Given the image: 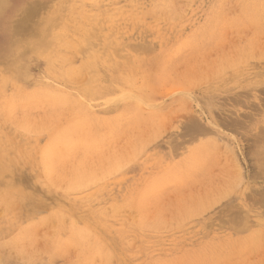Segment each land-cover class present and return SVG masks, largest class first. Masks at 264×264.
<instances>
[{"label":"rangeland","instance_id":"1","mask_svg":"<svg viewBox=\"0 0 264 264\" xmlns=\"http://www.w3.org/2000/svg\"><path fill=\"white\" fill-rule=\"evenodd\" d=\"M263 124L264 0H6L0 264H264Z\"/></svg>","mask_w":264,"mask_h":264},{"label":"bare ground","instance_id":"2","mask_svg":"<svg viewBox=\"0 0 264 264\" xmlns=\"http://www.w3.org/2000/svg\"><path fill=\"white\" fill-rule=\"evenodd\" d=\"M254 2V1H253ZM25 3V2H24ZM56 3V2H55ZM162 4V3H161ZM5 5H6V0H0V13H1V11L3 10V8L5 7ZM26 5V4H25ZM24 5V6H25ZM52 5H55V4H52ZM231 5V4H230ZM37 7V6H36ZM35 7V8H36ZM40 7H41V5H40ZM53 8H54V6H52ZM52 7H51V10H52ZM56 7V6H55ZM153 7H155L154 5H153ZM257 7V6H256ZM45 8H47V7H45ZM163 8V7H162ZM244 8V7H243ZM41 9V8H40ZM23 11H21V12H18L17 14H19V13H21L23 16H21V20H20V22L22 21V20H27V18L28 17H30V15H32V13H33V11H34V4H32V3H30L27 7H25L24 9H22ZM43 10V9H42ZM35 11H37V10H35ZM34 11V12H35ZM40 12H41V10H40ZM47 12V11H46ZM49 13V12H48ZM36 13H34V15H35ZM46 14V13H45ZM49 14H53V11H52V13H49ZM16 15V14H15ZM38 15V14H37ZM44 16V14H41V16H40V21H43V23L45 24V23H47V21L45 22V18L43 17ZM49 17L47 18V20H49V18H50V16L53 18V15H48ZM55 16V15H54ZM17 17V16H16ZM32 17V16H31ZM41 17H42V19L44 18L45 20H42L41 19ZM45 17H47V16H45ZM17 18H19V17H17ZM39 17H37L36 18V21H37V19H38ZM51 19V18H50ZM15 20V23H17L16 25H13V24H15V23H11L12 25H13V28L11 29V31L13 32V33H15V32H20V34L22 33V36H19V38H17V37H15L14 38V40H10V45H14V47H16V46H18V45H20V44H23V45H25V44H33L34 46L33 47H31V48H33L34 49V47H36L35 49L36 50H38L39 51V53H42V52H40V50H41V48L43 49V47H44V45H42L41 47L38 45V43L39 42H41V41H36V40H38L37 38H39V36L41 35V29L42 28H46L47 27V24H46V26L45 27H43L44 25L41 23V24H37V23H39V22H35V25L37 24V26H35V25H31V26H35L34 28H30V26L29 27H26L27 26V23H25V22H23L22 24H23V26H22V24L20 25V23L19 22H16L17 20L16 19H14ZM39 20V19H38ZM27 22V21H26ZM29 24V23H28ZM32 24H33V22H32ZM12 25H11V27H12ZM26 25V26H25ZM42 25V28L41 27H39V29L37 28L38 26H41ZM22 26V27H21ZM37 28V29H36ZM3 30V29H2ZM6 30H9V29H6ZM88 30V29H87ZM4 31V30H3ZM85 31V30H84ZM7 32H9V31H7ZM43 32V31H42ZM45 32V31H44ZM43 32V33H44ZM47 32V31H46ZM51 32V31H50ZM88 32V31H87ZM47 33H49V32H47ZM32 35H34L33 37H32ZM43 35V34H42ZM41 35V36H42ZM31 37H32V39H31ZM45 37H46V34H45ZM44 37V38H45ZM47 37H48V34H47ZM52 37V36H51ZM43 38V39H44ZM60 38L61 37H59V40H60ZM42 39V40H43ZM62 39H63V36H62ZM45 40V39H44ZM65 40V39H64ZM48 41V40H47ZM54 41V40H53ZM52 41V42H53ZM56 41H58V40H56ZM69 41V40H68ZM51 42V43H52ZM59 42V41H58ZM70 42V41H69ZM55 43V42H54ZM247 43V42H246ZM43 44H45L44 42H43ZM56 44V43H55ZM54 44V45H55ZM36 45V46H35ZM49 45V44H48ZM94 45H96V44H94ZM28 46H30V45H28ZM46 47H48V46H46ZM66 47V46H65ZM96 47V46H95ZM18 48H19V46H18ZM68 48V47H67ZM45 49V48H44ZM46 49H48V48H46ZM240 49V48H239ZM242 49V48H241ZM35 50V52H38V51H36ZM49 50V49H48ZM47 50V51H48ZM53 50V49H52ZM57 50V49H56ZM55 50V51H56ZM236 50V49H235ZM249 50H250V48H249ZM248 50V51H249ZM45 51V50H44ZM99 51V50H98ZM237 51V50H236ZM102 52V51H101ZM100 52V53H101ZM112 52H114V51H112ZM43 53H45V52H43ZM87 53V52H86ZM104 53V52H103ZM102 54V53H101ZM48 55V54H47ZM251 56V55H250ZM57 58V57H56ZM99 58V57H98ZM220 64V63H219ZM224 66V65H223ZM220 68V67H219ZM235 69V68H234ZM225 70V69H224ZM210 76V75H209ZM122 95H120L119 97H121ZM112 98V97H111ZM110 98V99H111ZM106 100V99H105ZM264 125V124H263ZM202 129L203 128H201L200 129V127L199 128H197V130H201L202 131ZM88 130V129H87ZM196 130V129H195ZM196 130V131H197ZM258 130V129H257ZM262 131H264V130H262ZM72 134V133H71ZM263 134H264V132H263ZM75 135V134H74ZM77 135V134H76ZM256 136V135H255ZM263 136V135H262ZM262 139H264V138H262ZM81 140V139H80ZM263 141V140H262ZM263 143V142H262ZM264 146V145H263ZM100 147V146H99ZM257 147H258V145H257ZM259 147H260V145H259ZM261 148V147H260ZM84 149H85V147H84ZM91 149V148H90ZM257 150H258V148H256ZM99 150V149H98ZM260 150H263V148L262 149H259L258 151H259V153H261L260 152ZM81 151V150H80ZM93 151H95L94 150V148H93ZM100 151V150H99ZM77 152V151H76ZM91 152V151H90ZM82 153V152H81ZM123 153V152H122ZM264 153V152H263ZM262 153V154H263ZM100 154V153H99ZM74 155V154H73ZM264 156V155H263ZM262 157V156H261ZM71 158H73V157H71ZM259 158V157H258ZM64 159V158H63ZM98 159H101V158H98ZM59 160V159H58ZM65 160V159H64ZM263 160V159H262ZM61 161V160H60ZM63 161V160H62ZM86 161V160H85ZM59 163V162H58ZM61 163V162H60ZM103 163H104V161H103ZM85 164V163H84ZM97 164V163H96ZM87 165V164H86ZM95 165V164H94ZM100 167V166H99ZM26 171H27V169H26ZM30 171V170H29ZM39 176V175H38ZM44 176V175H43ZM42 177V176H41ZM37 179V178H36ZM45 179V178H44ZM35 180V179H34ZM79 181V180H78ZM8 184H11L10 183V181L8 182ZM45 184V183H44ZM51 184V183H50ZM155 186V185H154ZM46 187V186H45ZM49 188V187H48ZM28 189V188H27ZM54 189V188H53ZM52 191V190H51ZM50 191V192H51ZM147 191V190H146ZM28 193V192H27ZM263 204V203H262ZM8 206V205H7ZM38 206V205H37ZM260 206H262V205H260ZM39 207H41L40 205H39ZM263 207H264V205H263ZM109 208V207H108ZM113 210H114V208H113ZM2 211V210H1ZM115 211V210H114ZM1 214V213H0ZM224 216H225V214H224ZM53 217V216H52ZM233 217V216H232ZM231 217V219H233ZM54 218V217H53ZM228 219V218H227ZM230 219V220H231ZM7 220V219H6ZM234 220H237V219H233V221ZM232 221V220H231ZM232 221V222H233ZM231 222V223H232ZM229 223H230V221H229ZM239 223V222H238ZM17 224V223H16ZM236 225H238V224H235V226ZM240 225V224H239ZM65 226V225H64ZM229 226V225H228ZM16 229V228H15ZM8 230H10V229H8ZM257 232V231H256ZM68 243V242H67ZM34 244V243H33ZM17 245V244H16ZM29 247V246H28ZM8 249V248H7ZM95 250V249H94ZM90 251H91V249H90ZM93 251V250H92ZM94 252V251H93ZM6 254V253H5ZM94 254V253H93ZM102 254V253H101ZM111 254V253H110ZM8 255V254H7ZM88 255H89V253H88ZM92 256V255H91ZM94 256V255H93ZM107 258V257H106Z\"/></svg>","mask_w":264,"mask_h":264}]
</instances>
